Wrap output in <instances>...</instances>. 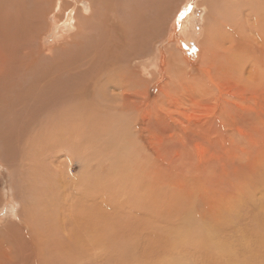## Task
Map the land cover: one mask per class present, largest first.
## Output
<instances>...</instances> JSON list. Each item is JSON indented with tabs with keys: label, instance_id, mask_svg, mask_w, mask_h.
I'll list each match as a JSON object with an SVG mask.
<instances>
[{
	"label": "rangeland",
	"instance_id": "1",
	"mask_svg": "<svg viewBox=\"0 0 264 264\" xmlns=\"http://www.w3.org/2000/svg\"><path fill=\"white\" fill-rule=\"evenodd\" d=\"M20 1L0 10V264H264L260 2Z\"/></svg>",
	"mask_w": 264,
	"mask_h": 264
},
{
	"label": "bare ground",
	"instance_id": "2",
	"mask_svg": "<svg viewBox=\"0 0 264 264\" xmlns=\"http://www.w3.org/2000/svg\"><path fill=\"white\" fill-rule=\"evenodd\" d=\"M15 0H0V10H2V11H5V10H8L9 8H11L13 5H12V2H14ZM18 1V0H17ZM22 1V0H21ZM20 1V2H21ZM104 1V0H103ZM123 1V0H122ZM227 1V0H226ZM229 1V0H228ZM259 2H260V6H263V10H260L261 11V15L263 14V17H264V0H258ZM107 2V1H106ZM109 2H110V0H109ZM170 2V1H169ZM202 2H203V0H202ZM225 2V1H224ZM223 2V3H224ZM77 3V2H76ZM158 3V2H157ZM167 3V2H166ZM165 3V4H166ZM235 3H236V1H235ZM115 4V3H114ZM199 4V3H198ZM201 4V3H200ZM199 4V5H200ZM202 4H208V2H203ZM227 4V3H226ZM226 4H224V5H226ZM21 5V4H20ZM74 5V4H73ZM104 5H105V3H104ZM96 6H98V5H96ZM95 5H93V4H91L90 6H89V8H90V11L92 12V11H96L97 10V7H96ZM144 6V5H143ZM165 6V5H164ZM21 7V6H20ZM82 7V6H81ZM102 7H103V5H102ZM116 7V6H115ZM114 7V8H115ZM151 7V6H150ZM162 7V6H161ZM170 7V6H169ZM172 7H174V5L172 6ZM207 7V6H206ZM210 7V6H209ZM108 8V7H107ZM106 8V9H107ZM204 8V7H203ZM109 9V8H108ZM144 9V8H143ZM210 9V8H209ZM212 9V8H211ZM79 10H80V12H83L84 13V11L82 10V9H80L79 8ZM158 10V9H157ZM170 10H172V9H170ZM208 10V9H207ZM9 11V10H8ZM62 11V10H61ZM112 11V10H111ZM162 11V10H161ZM174 11V10H173ZM211 11V10H210ZM212 11H213V9H212ZM86 12V11H85ZM106 12H108V10L106 11ZM147 12V11H146ZM151 12V11H150ZM169 12V11H168ZM209 12V11H208ZM87 13V12H86ZM85 13V14H86ZM110 13V12H109ZM116 13V12H115ZM114 13V14H115ZM145 13V12H144ZM57 14H59V12L57 13ZM128 14H130V13H128ZM134 14V13H133ZM209 14H210V12H209ZM6 15V14H5ZM8 15V14H7ZM14 15V14H13ZM77 15V14H76ZM83 15V14H82ZM108 15V14H107ZM112 15H113V13H112ZM168 15V14H167ZM167 15H165V17L167 16ZM10 16V15H9ZM74 16V15H73ZM84 16V15H83ZM116 16V15H115ZM148 16V15H147ZM150 16V15H149ZM161 16V15H160ZM211 16V15H210ZM15 17V16H14ZM129 17V16H128ZM139 17V16H138ZM162 17V16H161ZM160 17V18H161ZM25 18V17H24ZM115 19H116V17H114ZM113 18V19H114ZM125 18V17H124ZM150 18V17H149ZM129 19V18H128ZM148 19V18H147ZM262 19V18H261ZM149 20V19H148ZM264 20V19H263ZM108 22H110L109 20H107ZM156 21V20H155ZM9 22V21H8ZM115 22V21H114ZM145 22V21H144ZM143 22V23H144ZM148 22V21H147ZM256 23H258L259 22V19H256V21H255ZM11 23H12V21H11ZM213 23H215V22H213ZM212 23V24H213ZM262 23V22H261ZM261 23H259V24H261ZM117 24V23H116ZM107 26V25H106ZM106 26H104L105 28H106ZM130 26V25H129ZM146 26V25H145ZM145 26H144V28H145ZM206 26V25H205ZM211 26V25H210ZM131 27V26H130ZM108 28V27H107ZM20 30V29H19ZM23 30V29H22ZM134 30V29H133ZM15 31V30H14ZM19 32V31H18ZM25 34V33H24ZM210 34H212L211 32H210ZM17 35V34H16ZM206 35V34H205ZM39 36V35H38ZM264 37V36H263ZM262 37V38H263ZM212 38V37H211ZM10 39V38H9ZM141 38H138L134 43L135 44H137V45H139V46H141L143 43V40H140ZM201 40H205V41H202V42H205V43H203L204 45H206L207 44V42H208V37H205L204 36V38L203 39H201ZM210 43V42H209ZM10 44V43H9ZM12 45V44H11ZM179 50V49H178ZM253 50V49H252ZM174 51H175V49H174ZM180 51V50H179ZM20 52V51H19ZM24 52V51H23ZM177 52V51H176ZM264 52V51H263ZM262 52V53H263ZM2 53V52H1ZM25 53V52H24ZM103 53V52H102ZM251 53H253L252 51H251ZM16 55V54H15ZM74 55V54H73ZM169 55V54H168ZM173 55V54H172ZM260 55V54H259ZM177 56V55H176ZM249 56V55H248ZM174 57H175V55H174ZM250 57V56H249ZM248 57V58H249ZM80 58V57H79ZM251 58V57H250ZM78 59V58H77ZM133 60V59H132ZM255 60V59H254ZM135 61V60H134ZM137 61V60H136ZM143 61V60H142ZM256 61V60H255ZM4 62H6V60L4 59V55H1L0 56V67L3 65V67H6V63H4ZM138 62V61H137ZM137 62H135V65H136V63ZM139 63V62H138ZM264 63V62H263ZM131 64H134V63H131ZM130 66L129 64L127 65V66H125V67H137V65L136 66ZM141 65V64H140ZM11 66V65H10ZM261 66V65H260ZM12 67V66H11ZM141 67V66H140ZM239 67V66H238ZM225 69V68H224ZM238 71V70H237ZM224 72V71H223ZM88 73V72H87ZM80 74V73H79ZM227 74H229L228 72H227ZM151 76V75H150ZM264 76V75H263ZM227 77V76H226ZM230 77V76H229ZM262 77V76H261ZM82 78V77H81ZM230 79V78H229ZM234 79V78H233ZM262 79V78H261ZM229 81V80H228ZM227 82V81H226ZM229 83V82H228ZM232 84V83H231ZM223 85V84H222ZM256 85V84H255ZM254 86V85H253ZM95 88V87H94ZM254 88V87H253ZM242 89V88H241ZM252 89V88H251ZM124 90V89H123ZM134 91V90H133ZM133 91H127L128 93L129 92H133ZM126 91L125 92H123V93H127ZM135 92H138V91H136L135 90ZM137 94V93H136ZM139 94V93H138ZM126 95V94H125ZM119 96V95H118ZM137 96V95H136ZM120 97V96H119ZM122 97H123V95H122ZM126 97H128V96H126ZM113 98V97H112ZM125 98V97H124ZM123 98V99H124ZM130 98V97H129ZM128 98V99H129ZM122 99V98H121ZM143 100V99H142ZM124 101H126V100H124ZM115 103H117L116 101H114ZM127 102V101H126ZM135 102V101H134ZM217 102V101H216ZM114 103V104H115ZM120 104V103H119ZM118 103H117V105H119ZM122 104V103H121ZM116 105V104H115ZM123 105V104H122ZM121 105V106H122ZM130 105H133V104H130ZM133 106H135V108H137L136 107V102H135V105H133ZM241 106V105H240ZM119 108V107H118ZM207 108V107H206ZM117 110V109H116ZM236 111V110H235ZM227 113V112H226ZM142 117V116H141ZM215 118V117H214ZM142 119H144V117H142ZM143 121H145V119L143 120ZM182 121V120H181ZM216 126H217V124H216ZM136 127V126H135ZM242 130V129H241ZM219 132V131H218ZM218 132L216 133V134H218ZM255 136V135H254ZM223 138V137H222ZM258 138V137H257ZM255 140V139H254ZM225 141V140H224ZM258 145V144H257ZM262 145V144H261ZM159 147V146H158ZM157 151H158V149H157ZM201 154H203V153H201ZM176 155V154H175ZM180 197V196H179ZM176 198V197H175ZM172 201V200H171ZM173 202V201H172ZM183 202V201H182ZM153 214V213H152ZM154 215V214H153ZM152 216V215H151Z\"/></svg>",
	"mask_w": 264,
	"mask_h": 264
}]
</instances>
